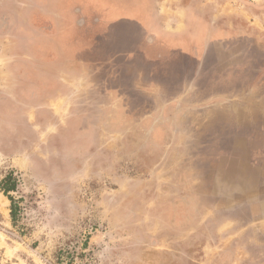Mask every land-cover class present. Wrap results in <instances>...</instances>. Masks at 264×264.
<instances>
[{
  "label": "rangeland",
  "instance_id": "obj_1",
  "mask_svg": "<svg viewBox=\"0 0 264 264\" xmlns=\"http://www.w3.org/2000/svg\"><path fill=\"white\" fill-rule=\"evenodd\" d=\"M7 173L0 264H264V0H0Z\"/></svg>",
  "mask_w": 264,
  "mask_h": 264
},
{
  "label": "crops",
  "instance_id": "obj_2",
  "mask_svg": "<svg viewBox=\"0 0 264 264\" xmlns=\"http://www.w3.org/2000/svg\"><path fill=\"white\" fill-rule=\"evenodd\" d=\"M210 46H211L210 44H208L206 46V51H207V49L209 50L211 48ZM184 59H185L184 62L186 64H184L183 70H182V72H180V77L178 78V82H173V83L170 82V83H167L169 85V89H173V88L178 87L179 90H195L197 77H196V74H194V73H196V69L197 68L195 69L196 66L194 67V65H192V64H195L196 65V63H195V61H192L191 57L184 58ZM191 65H192V69H190ZM200 68H202V66H200ZM192 71L194 73L193 74H190L191 75V77H190V75H188V73H191ZM186 72H187V74L186 75H183ZM160 81H162L161 76H160ZM160 84H163V85L165 84L166 85V83H164L163 81H162V83L160 82ZM166 90H168V89H166ZM252 183H253V185H256L255 182H252ZM256 188L257 187L254 186L253 187V190H255ZM259 203H260L259 207L261 206V210L264 213V202L263 201H260ZM260 222H264V220H260ZM256 236H259V235L257 234ZM259 237H261L260 239H263L264 240V232L260 233V236Z\"/></svg>",
  "mask_w": 264,
  "mask_h": 264
},
{
  "label": "trees",
  "instance_id": "obj_3",
  "mask_svg": "<svg viewBox=\"0 0 264 264\" xmlns=\"http://www.w3.org/2000/svg\"><path fill=\"white\" fill-rule=\"evenodd\" d=\"M16 184L14 182V178L12 177L11 173L5 174L1 179H0V192H2L4 195H6L10 201H12V198L8 195V192L15 190ZM12 203H14L12 201ZM10 213L12 215V218L15 214L14 211V204H11V210Z\"/></svg>",
  "mask_w": 264,
  "mask_h": 264
},
{
  "label": "bare ground",
  "instance_id": "obj_4",
  "mask_svg": "<svg viewBox=\"0 0 264 264\" xmlns=\"http://www.w3.org/2000/svg\"><path fill=\"white\" fill-rule=\"evenodd\" d=\"M2 201L4 202V203L2 202L3 204H6L8 202V200L6 198H4V200H2ZM0 203H1V201H0ZM4 211L7 212L6 210H4Z\"/></svg>",
  "mask_w": 264,
  "mask_h": 264
}]
</instances>
